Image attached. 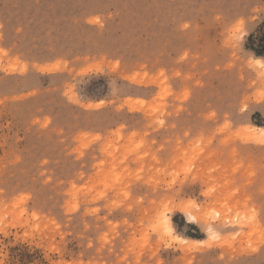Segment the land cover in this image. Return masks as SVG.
<instances>
[{
    "label": "rangeland",
    "instance_id": "1",
    "mask_svg": "<svg viewBox=\"0 0 264 264\" xmlns=\"http://www.w3.org/2000/svg\"><path fill=\"white\" fill-rule=\"evenodd\" d=\"M256 56L264 0H0V264H264Z\"/></svg>",
    "mask_w": 264,
    "mask_h": 264
},
{
    "label": "bare ground",
    "instance_id": "2",
    "mask_svg": "<svg viewBox=\"0 0 264 264\" xmlns=\"http://www.w3.org/2000/svg\"><path fill=\"white\" fill-rule=\"evenodd\" d=\"M254 61H255V63H257V65L264 67V61H263L262 57L256 56V57H254ZM260 69H261V67H260ZM248 130H250L254 134L256 139H258L259 141H264V126L250 125ZM251 132H250V134H251ZM191 205H185V206L181 207L180 210L182 212H184L183 214H185L186 217L188 218V220L191 222L202 220L203 216L200 214V212L194 211L191 208ZM162 222L164 223L165 230L168 233H171L172 225H171V221H170L169 217L166 216L162 220ZM175 237L177 238V240L183 242V246L187 247L188 249L189 248H198L200 246V244H202V242H203V241L198 242V241L188 240L189 238L186 239V238H182L180 236H175Z\"/></svg>",
    "mask_w": 264,
    "mask_h": 264
}]
</instances>
